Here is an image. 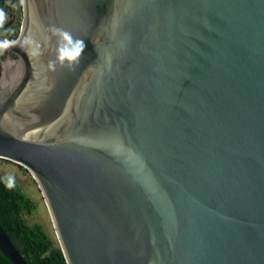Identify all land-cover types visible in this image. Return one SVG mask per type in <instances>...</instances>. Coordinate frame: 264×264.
Listing matches in <instances>:
<instances>
[{"label": "water", "instance_id": "95a60500", "mask_svg": "<svg viewBox=\"0 0 264 264\" xmlns=\"http://www.w3.org/2000/svg\"><path fill=\"white\" fill-rule=\"evenodd\" d=\"M20 7L0 158L35 181L65 263L264 264V0ZM52 26L84 40L75 71L48 69ZM0 254L26 264L1 226Z\"/></svg>", "mask_w": 264, "mask_h": 264}, {"label": "trees", "instance_id": "16d2710c", "mask_svg": "<svg viewBox=\"0 0 264 264\" xmlns=\"http://www.w3.org/2000/svg\"><path fill=\"white\" fill-rule=\"evenodd\" d=\"M8 0H0V10L5 13ZM19 22H5L0 33L10 32L15 36ZM33 201L21 191L18 185L11 189L5 186L0 175V226L26 264H66L56 241L49 237L38 223L27 224L22 212L33 208ZM0 264H10L0 254Z\"/></svg>", "mask_w": 264, "mask_h": 264}, {"label": "rangeland", "instance_id": "374dc122", "mask_svg": "<svg viewBox=\"0 0 264 264\" xmlns=\"http://www.w3.org/2000/svg\"><path fill=\"white\" fill-rule=\"evenodd\" d=\"M5 14L7 17L6 22L13 24L18 21L20 24V0H8ZM0 175L4 178L9 175L13 176L15 184L18 185L21 191L33 201V208L29 212H22L21 214L24 221L27 224L38 223L44 232L56 241L54 230L42 195L30 173L19 164L0 158Z\"/></svg>", "mask_w": 264, "mask_h": 264}, {"label": "clouds", "instance_id": "9594fccd", "mask_svg": "<svg viewBox=\"0 0 264 264\" xmlns=\"http://www.w3.org/2000/svg\"><path fill=\"white\" fill-rule=\"evenodd\" d=\"M6 19V14L0 10V27H3ZM49 31L51 36L55 37V46L52 50L54 59L48 61V69L55 72L59 67L75 71L81 62L82 53L86 47L84 40L75 38L70 31L56 26H52ZM13 44L15 41H0V54ZM24 44L30 48V55L34 57L42 55L41 45L37 41L25 38ZM5 186L9 189L15 186L13 176L9 175L5 178Z\"/></svg>", "mask_w": 264, "mask_h": 264}]
</instances>
